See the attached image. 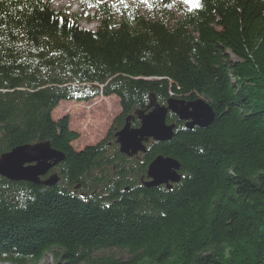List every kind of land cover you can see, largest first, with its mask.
<instances>
[{
	"label": "trees",
	"instance_id": "trees-1",
	"mask_svg": "<svg viewBox=\"0 0 264 264\" xmlns=\"http://www.w3.org/2000/svg\"><path fill=\"white\" fill-rule=\"evenodd\" d=\"M50 1L0 0V157L39 143L64 156L39 184L0 177V264H264V0H199L178 19L170 0H84L94 31ZM99 96L120 112L76 152L52 112ZM150 98H202L214 120L187 130L168 114L175 138L125 157L115 135ZM159 156L180 164L170 189L144 185Z\"/></svg>",
	"mask_w": 264,
	"mask_h": 264
},
{
	"label": "water",
	"instance_id": "water-1",
	"mask_svg": "<svg viewBox=\"0 0 264 264\" xmlns=\"http://www.w3.org/2000/svg\"><path fill=\"white\" fill-rule=\"evenodd\" d=\"M150 111L140 117V126L131 129L126 120L123 128L115 135L119 154L133 157L145 153L143 143L148 141L167 143L175 138L174 125H166L167 114L184 122L187 130L206 128L214 120L210 106L197 99L186 102L182 99H169L166 106L154 104L150 98ZM63 154L52 150L48 144L25 145L13 149L0 157V177L13 183L39 184L40 178L62 162ZM180 164L168 157H157L147 167L145 187L165 186L180 182Z\"/></svg>",
	"mask_w": 264,
	"mask_h": 264
},
{
	"label": "rangeland",
	"instance_id": "rangeland-1",
	"mask_svg": "<svg viewBox=\"0 0 264 264\" xmlns=\"http://www.w3.org/2000/svg\"><path fill=\"white\" fill-rule=\"evenodd\" d=\"M129 3H135L136 0H124ZM174 4L172 12L174 17H179V10H189L184 0H170ZM50 7L55 11L62 12L65 16L74 20V16H81L87 12L81 5L79 0H54L50 3ZM144 14L146 10L141 9ZM90 11V15L93 14ZM76 23L83 29L94 31L97 22H88L84 17L79 18ZM73 104V105H70ZM67 110L62 112L64 108ZM118 101L115 97L103 99L98 97L88 103H76L62 101L52 112V119L57 121L63 116L69 117V129L79 134V139L73 143L75 149H84L85 147L96 145L100 142L107 130L109 129L112 120L119 114ZM111 255L116 259L126 260L127 256L122 252H112ZM39 264H62L56 262L51 255L46 256Z\"/></svg>",
	"mask_w": 264,
	"mask_h": 264
},
{
	"label": "snow or ice",
	"instance_id": "snow-or-ice-1",
	"mask_svg": "<svg viewBox=\"0 0 264 264\" xmlns=\"http://www.w3.org/2000/svg\"><path fill=\"white\" fill-rule=\"evenodd\" d=\"M123 3L124 0H121ZM141 2L147 3V0H141ZM185 3L191 4L192 7H198L199 6V0H184Z\"/></svg>",
	"mask_w": 264,
	"mask_h": 264
},
{
	"label": "crops",
	"instance_id": "crops-1",
	"mask_svg": "<svg viewBox=\"0 0 264 264\" xmlns=\"http://www.w3.org/2000/svg\"><path fill=\"white\" fill-rule=\"evenodd\" d=\"M66 110H67V109H66ZM66 110H65V108H64V109L62 110V112L66 111ZM74 132H75V131H74ZM72 148H73L75 151H79V150H81V149H75L74 146H73V144H72Z\"/></svg>",
	"mask_w": 264,
	"mask_h": 264
}]
</instances>
